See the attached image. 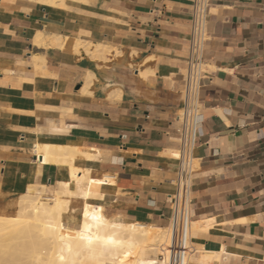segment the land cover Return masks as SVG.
<instances>
[{
	"label": "crops",
	"instance_id": "crops-1",
	"mask_svg": "<svg viewBox=\"0 0 264 264\" xmlns=\"http://www.w3.org/2000/svg\"><path fill=\"white\" fill-rule=\"evenodd\" d=\"M191 5L0 0V215L67 180L65 164L46 168L31 148L53 140L94 151L74 164L114 181L90 200L107 216L169 227ZM206 29L190 187L191 220L206 228L189 234L188 264H264V0H209ZM51 36L109 51L90 57Z\"/></svg>",
	"mask_w": 264,
	"mask_h": 264
},
{
	"label": "bare ground",
	"instance_id": "bare-ground-1",
	"mask_svg": "<svg viewBox=\"0 0 264 264\" xmlns=\"http://www.w3.org/2000/svg\"><path fill=\"white\" fill-rule=\"evenodd\" d=\"M32 1L58 8L63 6L66 0ZM36 33L33 43L37 46L42 45L47 40L43 39L47 36L45 37L40 31ZM51 43L61 47L63 40L61 43V37L58 39L53 37ZM63 45L75 53L83 51L90 57L104 58L109 51L102 43L93 45L77 37H65ZM38 58L41 56L35 55V63ZM93 79V73L89 72L86 77L87 87ZM86 91L92 90L86 89ZM31 148L37 157L42 158L46 168L51 164H65L67 180H57L52 194L24 192L19 195L17 215L12 218L0 215V239L3 240L9 234L15 237L29 236L36 229L52 234L53 242L57 246L54 254L50 248H41L33 255V261L45 264L48 262L71 264L74 262L73 257L77 259L73 264H165L168 262L171 255L170 228L127 221L119 216L109 217L105 214L101 203L94 204L89 201L93 198L105 199L108 193L113 192L111 186L114 183L107 174L101 178H94L88 168L74 164L78 153H82L85 159H94L92 149L68 143L61 144L53 140L39 142L37 139L31 141ZM72 196L83 199L77 226L73 222L67 223L63 220L65 214L72 210L70 207ZM205 228L202 221L188 220L189 234ZM146 250H152L154 255L146 256Z\"/></svg>",
	"mask_w": 264,
	"mask_h": 264
},
{
	"label": "built area",
	"instance_id": "built-area-1",
	"mask_svg": "<svg viewBox=\"0 0 264 264\" xmlns=\"http://www.w3.org/2000/svg\"><path fill=\"white\" fill-rule=\"evenodd\" d=\"M209 0H192L189 55L183 75V103L175 119L179 122V164L174 180L175 191L171 198L170 227L171 255L165 264H188L191 219L190 187L194 170V140L200 122L199 94L204 79L203 49L207 41V9ZM162 259L161 257H159Z\"/></svg>",
	"mask_w": 264,
	"mask_h": 264
},
{
	"label": "rangeland",
	"instance_id": "rangeland-1",
	"mask_svg": "<svg viewBox=\"0 0 264 264\" xmlns=\"http://www.w3.org/2000/svg\"><path fill=\"white\" fill-rule=\"evenodd\" d=\"M42 61L43 60L41 58L37 59V62L39 63H41ZM77 155L84 156L82 155V153H78ZM54 188H56V185L54 186ZM53 192H51L50 194H52ZM71 202L70 207L72 208V210L68 211L65 214L63 220L67 223L73 222V224L77 226L80 218L79 212L82 206V204L80 203L83 202V199L80 197L72 196ZM17 213L18 206H16V209L12 212L11 215L1 216L12 218L15 217ZM189 242H191V240H189ZM141 247H143V245ZM41 248H50V251L52 252V254H54L57 246L53 242L52 234L39 231L38 229L34 230L29 236L15 237L14 235L9 234L4 237L3 240L0 239V264H45L44 262L33 261L34 252ZM145 254L148 257L154 255L152 250H146ZM73 261L76 263V257H73ZM189 261L191 260L189 259ZM74 262H72L71 264H73ZM48 264L50 263L48 262Z\"/></svg>",
	"mask_w": 264,
	"mask_h": 264
}]
</instances>
